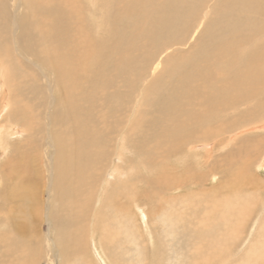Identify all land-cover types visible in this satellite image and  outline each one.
<instances>
[{"label":"bare ground","instance_id":"bare-ground-1","mask_svg":"<svg viewBox=\"0 0 264 264\" xmlns=\"http://www.w3.org/2000/svg\"><path fill=\"white\" fill-rule=\"evenodd\" d=\"M56 1L13 0L10 8L0 0V216L2 208L14 207L9 199L27 191L17 207L25 218L4 214L9 229L0 233V264H21L20 251L28 259L34 232L27 215L38 211L27 195L44 184L42 172L55 183L46 187L48 204L68 211L54 256L57 249L64 255L94 252L93 263L109 264L93 231L103 207L109 216L115 208L109 205L117 198L114 189L123 184L125 198L149 226L136 200V182L145 179L127 155L134 133L137 147L149 150L141 164L146 168L156 154L166 159L187 144L188 153H209L212 144L192 145L199 138L234 133L231 143L264 131V123L248 128L264 120V0H93L98 7L89 17L83 0L62 2L65 9ZM197 34L189 50L177 51ZM193 130L203 132L189 135ZM159 141L172 147L160 152ZM260 150L261 143L256 154ZM99 184L88 247V216L76 210L90 213ZM133 220H125L128 231Z\"/></svg>","mask_w":264,"mask_h":264},{"label":"rangeland","instance_id":"rangeland-1","mask_svg":"<svg viewBox=\"0 0 264 264\" xmlns=\"http://www.w3.org/2000/svg\"><path fill=\"white\" fill-rule=\"evenodd\" d=\"M49 1L55 2V0ZM69 1L57 0L56 2L64 8V4ZM90 1L91 4H88V0H83L87 17L90 16L88 12L94 11L98 7L96 6L94 9L93 0ZM12 3L13 0H8L10 8ZM71 9L74 10V13L77 12L74 7ZM201 31L203 30L201 29ZM198 34L193 38V42L189 40L190 42L186 46H177V51L189 50L190 45L192 46L198 38ZM162 69L163 67H160L159 72ZM17 102L19 105V100H16L15 104ZM242 107L239 106L240 109ZM263 123V119L253 121L248 128ZM202 132V130H193L189 132V135H199ZM233 134H224L222 140V137H217V139L216 136L213 139L205 140L199 138L200 140L197 139L192 144H212L213 148L209 153L202 151L194 154L188 153L190 145L187 144V147L175 150L171 157L166 159L163 155L156 154L153 165L146 168H142L141 164L143 161L147 162L149 150L138 148V136L133 134L127 155L133 159L131 164L134 168L133 172H140L145 179V182L135 181L141 193L136 200L147 211L150 227L148 226V230L145 228L138 209L130 203L129 198H125L123 184L118 187L119 189H114L111 196L116 192L115 202L114 200L110 202L108 200L110 197H106V203L108 205L109 201L110 207L115 205L116 209L113 210H120L124 214L117 213L115 216L116 213H113L112 210L109 216L108 210L103 207L97 223L94 224L95 231H93L99 252H102L100 253L104 255L109 264H221L219 262L224 264H264V168L261 166L262 160H264V131L245 133L230 143ZM159 143L163 145L159 144L160 152H163L164 147H172L171 144L165 145L161 141ZM260 143L261 150L259 154H256V145L258 146ZM22 145L24 143L20 146ZM134 152L142 157L133 156ZM45 165H47L46 162ZM171 176L174 177L171 179L173 184L163 185ZM132 177L131 179H134ZM101 179L103 178L100 177L99 180ZM42 181L44 184L35 188L29 196L27 195L31 199V207L37 208L32 211H38V213L27 215V218L33 221L32 231L34 233L30 231V234H34L35 239L32 237L31 244L29 243L31 249L27 256L28 259L20 251L21 264H101V262L96 263L97 261L93 263L94 256L92 254L94 252L90 255H76L71 251V254L64 255L57 249L59 257L54 256L51 248L56 245V242L53 243V241H56L62 231L61 219L67 215L68 211L62 207L59 209L58 203L54 208L48 204L50 194L46 187L50 182L54 185L55 183L50 179L47 171L42 172ZM132 182L130 183L132 184ZM158 182L163 183L159 184ZM97 183L95 182V184ZM131 184L127 187V191L132 189ZM99 186L100 184L93 188L95 190L93 191L90 213H87L83 208L79 211L76 210V214H87L88 216V229L84 233L86 245H88L92 233L90 226L94 209H96L94 202L101 190ZM104 187L106 189L104 188L103 191L107 190L108 193L112 191V187L109 185L106 184ZM119 190L120 192H118ZM26 194L27 191H21L13 200L8 197L9 206L14 207L12 209L2 208L6 217L13 214L15 217L25 218L26 214L22 208L20 210L17 207H22L21 204L24 203L22 195ZM122 195L123 197H121ZM114 197H111L110 200L115 199ZM53 199L57 202L61 200L57 195ZM118 200L120 204L117 202ZM125 203L131 206L129 207ZM123 205L130 209L124 208ZM121 206H123V210L119 208ZM48 212L49 216L46 217ZM4 214L2 215L3 219L0 216V227H3V231L0 233L6 232L8 228H4L6 220ZM69 214L72 215L71 211ZM116 217L118 219H115ZM124 217L134 218L129 231V227L126 228L125 224L127 218ZM119 220L123 221L119 222ZM131 231L134 232L133 235ZM134 237L139 246L133 244ZM151 237L153 238L151 239ZM28 247L29 245L26 247L25 253H27ZM84 251L86 253V250ZM100 253L98 258L95 257L97 260L101 257Z\"/></svg>","mask_w":264,"mask_h":264}]
</instances>
